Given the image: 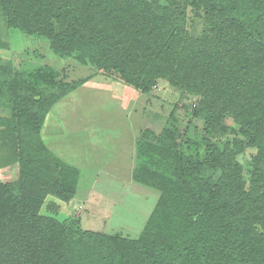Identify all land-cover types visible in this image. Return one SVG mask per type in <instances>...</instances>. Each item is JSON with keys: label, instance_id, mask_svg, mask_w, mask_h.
I'll list each match as a JSON object with an SVG mask.
<instances>
[{"label": "trees", "instance_id": "1", "mask_svg": "<svg viewBox=\"0 0 264 264\" xmlns=\"http://www.w3.org/2000/svg\"><path fill=\"white\" fill-rule=\"evenodd\" d=\"M189 9L203 21L197 31ZM0 12L6 29L95 69L74 82L49 65L0 76L13 91L7 120L17 123L19 163L17 181L0 180V264H264V0H0ZM98 74L143 92L167 80L200 95L196 113L208 133L225 131L232 115L243 136L235 149L189 138L190 155L152 141V150L139 149L133 178L160 195L137 238L41 213L48 195L70 201L79 184L77 167L43 140L45 119ZM246 146L256 150L249 181L236 159Z\"/></svg>", "mask_w": 264, "mask_h": 264}, {"label": "rangeland", "instance_id": "2", "mask_svg": "<svg viewBox=\"0 0 264 264\" xmlns=\"http://www.w3.org/2000/svg\"><path fill=\"white\" fill-rule=\"evenodd\" d=\"M188 16L189 25L197 31L203 25L202 19L191 9ZM2 21L0 12V76L5 71L32 75L49 65L60 71L63 81L74 82L95 72L89 64L55 54L45 42L6 29ZM0 93V180L15 182L19 178L18 127L16 122L7 120L13 115L8 105L12 103L9 93L13 91L0 86ZM55 94H61L60 90L56 89ZM199 102V94L173 86L167 80L161 79L143 92L102 74L65 93L45 119V123L50 122V133L44 124L41 136L54 153L77 167L79 184L70 201L48 195L41 213L81 231L139 237L160 195L158 189L133 178L139 149L152 150L148 147L152 141L190 155L193 148L189 138L206 136L220 149L228 145L235 149V140L243 138L232 115L224 120L225 131L208 133L205 121L196 113ZM167 127L171 131L163 143L161 138ZM153 153L161 157L160 151ZM255 155V148L248 146L237 152L236 159L247 181ZM160 166L156 162L148 165L153 169ZM203 174L216 180L220 171L206 169Z\"/></svg>", "mask_w": 264, "mask_h": 264}]
</instances>
